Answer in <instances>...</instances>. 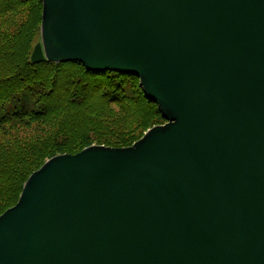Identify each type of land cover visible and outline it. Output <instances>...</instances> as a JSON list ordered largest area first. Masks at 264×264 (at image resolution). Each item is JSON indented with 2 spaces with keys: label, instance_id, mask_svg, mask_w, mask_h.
<instances>
[{
  "label": "water",
  "instance_id": "water-1",
  "mask_svg": "<svg viewBox=\"0 0 264 264\" xmlns=\"http://www.w3.org/2000/svg\"><path fill=\"white\" fill-rule=\"evenodd\" d=\"M32 63L130 75L163 125L46 162L0 264H264V0H41Z\"/></svg>",
  "mask_w": 264,
  "mask_h": 264
},
{
  "label": "trees",
  "instance_id": "trees-1",
  "mask_svg": "<svg viewBox=\"0 0 264 264\" xmlns=\"http://www.w3.org/2000/svg\"><path fill=\"white\" fill-rule=\"evenodd\" d=\"M42 15L41 0H0V59L9 56L0 61V216L49 159L94 144L128 148L165 123L136 77L89 73L77 62L32 63L38 42L32 46L30 39L40 36ZM23 23L35 34L17 45L12 33ZM10 38L7 52L3 41ZM97 98L103 114L91 112Z\"/></svg>",
  "mask_w": 264,
  "mask_h": 264
},
{
  "label": "rangeland",
  "instance_id": "rangeland-1",
  "mask_svg": "<svg viewBox=\"0 0 264 264\" xmlns=\"http://www.w3.org/2000/svg\"><path fill=\"white\" fill-rule=\"evenodd\" d=\"M31 24L30 25H26V23H23V24H21L20 26H18V31H17V33H15V32H13L12 33V36H13V38H14V40L15 41H18L17 42V45H18V43H19V41L21 42V41H27L28 40V38H29V36L31 35V34H35V32L34 31H31L30 30V28H31ZM37 27H38V25H37ZM3 36V35H2ZM4 37V38H3ZM2 38L3 39H6V37H9V36H7V35H5V36H3ZM1 39V38H0ZM30 41L32 42V46L35 44V42L37 43L36 44V46L38 45V44H40L41 43V41H42V39H41V34H40V36H37V34H36V36L34 37V38H32V39H30ZM4 42V46H5V50L8 52L9 51V44H10V42H11V38H10V41L9 42H7V40H5V41H3ZM3 44H1L0 43V47L2 46ZM35 46V47H36ZM35 47H34V49H35ZM33 54V53H32ZM8 55H4L3 56V59L1 58L0 59V61L2 62V64H4L7 60H8ZM31 59H32V57H31ZM4 67V66H3ZM97 103H94V105H93V110H91V112H92V114H94V112H96V113H100V114H103L105 111H103V107H104V105L102 104L103 103V101L100 99V98H97ZM99 102H101V103H99ZM81 119H84V118H79V120H81ZM158 126V125H157ZM146 133V132H145ZM79 134H80V132H76V135H75V137L76 136H79ZM143 138V137H142ZM141 138V139H142ZM140 139V140H141ZM95 145V144H94ZM134 145V144H133ZM20 199V198H19ZM19 202V201H18ZM15 207V206H14ZM13 208V207H12ZM11 209V208H10ZM3 215V214H2Z\"/></svg>",
  "mask_w": 264,
  "mask_h": 264
},
{
  "label": "bare ground",
  "instance_id": "bare-ground-1",
  "mask_svg": "<svg viewBox=\"0 0 264 264\" xmlns=\"http://www.w3.org/2000/svg\"><path fill=\"white\" fill-rule=\"evenodd\" d=\"M60 64H64V63H60ZM85 68V67H84ZM85 70L87 71V72H89V73H97V72H94V71H90V70H88L87 68H85ZM98 73H100V72H98ZM101 73H103V72H101ZM163 125V124H162ZM158 126H160V125H158ZM156 127V126H155ZM154 128V127H153ZM152 129V128H151ZM150 130V129H149ZM91 147H104V146H101V145H90V146H88V147H86L84 150H86V149H88V148H91ZM83 151V150H82ZM80 153V152H79ZM78 154V153H77ZM65 155H68V154H65ZM73 155H75V154H73ZM60 156H62V155H60ZM57 157V156H56ZM54 158V157H53ZM53 158H51V159H53ZM51 159H49V160H51ZM48 160V161H49ZM48 161H46V162H48ZM32 176V175H31ZM27 183V182H26ZM25 183V184H26ZM25 186V185H24ZM24 189V188H23ZM23 192V191H22ZM17 205V204H16ZM15 205V206H16Z\"/></svg>",
  "mask_w": 264,
  "mask_h": 264
}]
</instances>
